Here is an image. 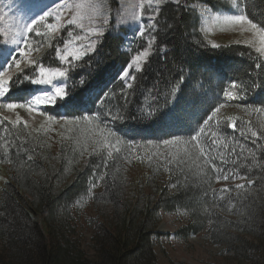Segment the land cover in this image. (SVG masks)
<instances>
[{"label":"trees","instance_id":"trees-1","mask_svg":"<svg viewBox=\"0 0 264 264\" xmlns=\"http://www.w3.org/2000/svg\"><path fill=\"white\" fill-rule=\"evenodd\" d=\"M242 2L264 28V0ZM107 28L95 52L66 68L62 109L76 117L81 109L73 110V102L130 61L121 51L122 30L113 21ZM151 32L153 52L131 88L116 83L95 114L116 146L112 155L84 149L77 136L54 146L43 132L0 118V165L9 170L0 187V264H159L155 238L165 213L189 217L182 239L204 233L233 252L237 264H264V58L244 45L212 48L184 4L163 5ZM65 35L66 29L37 64L61 68L56 57ZM37 70L16 73L9 98L29 90ZM221 105L242 114L207 120ZM154 148L162 150L159 159L149 152ZM132 157L147 169L135 183ZM224 174L230 179L219 186ZM242 176L244 187L236 188ZM98 177L91 200L101 223L94 224L88 254L76 239L73 214ZM223 188L234 191L221 195Z\"/></svg>","mask_w":264,"mask_h":264},{"label":"rangeland","instance_id":"rangeland-1","mask_svg":"<svg viewBox=\"0 0 264 264\" xmlns=\"http://www.w3.org/2000/svg\"><path fill=\"white\" fill-rule=\"evenodd\" d=\"M165 1L169 0H0V71L5 70L14 58H19L21 67L19 69L15 67L6 69L10 77L32 65L34 54L30 49L31 45L40 44L45 38L44 47L46 48L48 39H56L67 26L71 27L69 40L60 49L59 58L66 56L67 60L80 59L89 53L85 51V46L90 41L96 40L98 42L112 17L118 19L120 26L134 31L133 38L136 43L144 38L149 42L145 26L150 29L152 23L149 22V18L153 19L152 15L157 13ZM202 1L205 0H197V7L194 5L193 8H197L200 13H203L201 16L207 18V21H204L200 17L202 32L210 46L213 44L219 46L240 44L251 46L255 50L259 47L254 30L246 31V25H231L225 22L226 17L241 14L238 0H212V4L204 8H202L204 6ZM224 5H226V9H224ZM53 10L54 15L48 16L45 21L35 25L34 31L40 32V36L27 32L23 35H17L25 24L31 23ZM69 21L75 22L69 23ZM48 24L55 25V28L49 29ZM96 29L102 30V34H96ZM141 32L143 35L140 34ZM27 37H29L28 40ZM17 41H21V43L17 44ZM44 47H41L40 50L43 51ZM151 50L152 44L149 42V49L145 50L148 52V56ZM21 51L25 52L26 55L21 56ZM142 53L139 62L141 68L148 58V56L144 57ZM262 55L264 56V54ZM67 60H61V62L66 63ZM131 69L139 71L134 63H131L127 71L130 73ZM64 84V77L54 78L50 85L34 84V92L28 93L25 100L21 102L25 103L26 107L15 110L0 107V116L11 122H22L32 132H43L54 146L59 140L65 141L71 136H77L80 146L89 149L94 139L95 130L88 126L85 127V122L50 119V117L40 114L44 108L54 104L33 106L32 111L27 108V104L36 96H43L46 93L54 94V88H64ZM6 96L0 98V103L8 102ZM234 112V110L225 107L216 112L215 116H229ZM155 153L154 158L159 159L162 152L159 150ZM8 171L6 166H0V187L7 180ZM128 174L129 179L135 183L142 180L145 170L139 164H135L130 166ZM101 181V177L93 181L92 192L97 190ZM241 183L236 182L239 185ZM225 184V182L220 183V185ZM147 192L150 191L147 190ZM92 196L93 194L90 193V196L83 203L75 207L73 214L74 226L77 229L76 239L88 254L93 253L90 244L94 224L101 223L98 218V209H95L91 200ZM187 222L188 218L184 214L165 213L162 215L157 228L159 235L155 238V254L159 264H237L234 261L233 252L228 251L223 246L211 244L207 234L192 235L191 238L182 239L179 234Z\"/></svg>","mask_w":264,"mask_h":264},{"label":"snow or ice","instance_id":"snow-or-ice-1","mask_svg":"<svg viewBox=\"0 0 264 264\" xmlns=\"http://www.w3.org/2000/svg\"><path fill=\"white\" fill-rule=\"evenodd\" d=\"M151 6V4H150ZM66 7V6H65ZM55 12L50 11L48 13H46L43 16H40L38 19L32 21L31 23L25 24L20 31L17 33V35H23L25 32L27 33H34L35 36H40L41 33L38 31H34L35 25L38 23H42L43 21L46 20V18L50 15H54ZM57 19H59V17L57 16ZM152 18H149V22H151ZM75 21H69V23H74ZM225 22L231 25H240V26H247L245 28L246 31H253L255 32V35L258 38V42H259V47L256 48V51L264 54V28H260L258 27V25L256 23H254L251 19L248 18V16L246 14H237V15H233V16H229L225 18ZM49 29H54L55 25L53 24H48L47 26ZM96 34H102V30L100 29H96L95 30ZM141 35H143V32L140 33ZM21 43V41H17V44ZM97 41L96 40H92L90 41V43L88 45L85 46V51L88 52H93L95 51V46H96ZM213 48H217L219 47V45L213 44L212 45ZM21 56L26 55L25 52L21 51L20 52ZM142 55L144 57L148 56V52L145 51L142 53ZM79 58V57H77ZM61 60H67L66 56H61L60 57ZM140 60H141V54H138L135 56V59L133 61H131V63H134L136 66L137 70H141L140 67ZM12 67H15L17 69H19L21 67V63L19 58H14V60L12 61V63L8 64L5 68V70L0 71V98H3L4 96L7 95V93L9 92V81L11 80V77L8 76L6 69H10ZM67 75V70H61L60 68H46L43 66H38V73L35 75V77L31 80L32 83L34 84H38V85H50L53 83V79L56 77H65ZM27 77L24 76V79H26ZM120 79L125 80V83L123 84V87L125 88H131L132 86V81H134L136 79L135 76L130 75L129 71L127 70H123L120 73L119 76ZM66 95L65 89L63 87H55L54 88V94H44L43 96H36L34 99H32L30 101V103L27 104V108L29 111L33 110V106H40L41 104H55L57 101V98H63ZM165 103H167V101H165ZM0 107H4L7 108L8 110H15L17 108H24L26 107L25 103H16V102H2L0 103ZM221 107H223V105H221ZM220 108L217 107L215 109V111L213 112L212 115L207 117V120H212L213 116L215 115L216 112H219ZM40 114H44L43 112H41ZM155 115V113H150L149 116H153ZM149 116H145L144 118H149ZM52 117H50L51 119ZM58 118V117H56ZM83 119H88V116H82ZM206 123V122H205ZM229 126L233 129L236 130L237 125L234 121H230L229 122ZM201 132L204 131L203 128L200 129ZM256 133H253V136H255ZM178 138V137H176ZM193 139H195V137H193ZM164 144H174L176 143V139H166L162 141ZM233 178H235V174L233 175ZM240 178H245V177H240ZM224 180L227 181L228 179H230V177L227 174L224 175H219L217 176V180ZM244 185H236V188H243ZM234 191V189H228V188H223L220 190V194L223 195L224 193L227 192H231Z\"/></svg>","mask_w":264,"mask_h":264},{"label":"bare ground","instance_id":"bare-ground-1","mask_svg":"<svg viewBox=\"0 0 264 264\" xmlns=\"http://www.w3.org/2000/svg\"><path fill=\"white\" fill-rule=\"evenodd\" d=\"M177 213V212H176ZM180 214V213H179ZM178 233V232H177ZM191 238V237H190Z\"/></svg>","mask_w":264,"mask_h":264}]
</instances>
